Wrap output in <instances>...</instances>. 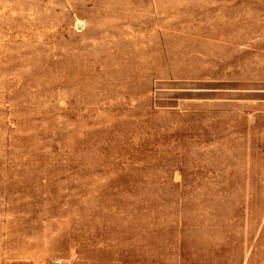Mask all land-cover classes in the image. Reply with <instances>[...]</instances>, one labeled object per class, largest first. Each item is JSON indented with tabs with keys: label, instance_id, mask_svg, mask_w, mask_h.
<instances>
[{
	"label": "rangeland",
	"instance_id": "obj_1",
	"mask_svg": "<svg viewBox=\"0 0 264 264\" xmlns=\"http://www.w3.org/2000/svg\"><path fill=\"white\" fill-rule=\"evenodd\" d=\"M0 264H264V0H0Z\"/></svg>",
	"mask_w": 264,
	"mask_h": 264
}]
</instances>
